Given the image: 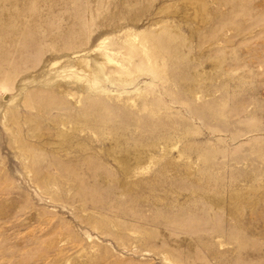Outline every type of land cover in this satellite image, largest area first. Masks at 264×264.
<instances>
[{"label": "rangeland", "instance_id": "obj_1", "mask_svg": "<svg viewBox=\"0 0 264 264\" xmlns=\"http://www.w3.org/2000/svg\"><path fill=\"white\" fill-rule=\"evenodd\" d=\"M0 264H264V0H0Z\"/></svg>", "mask_w": 264, "mask_h": 264}]
</instances>
